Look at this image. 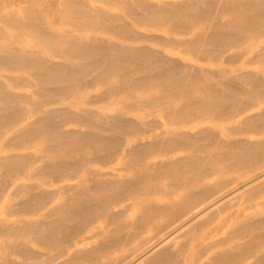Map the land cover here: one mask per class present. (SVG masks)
Returning <instances> with one entry per match:
<instances>
[{"label":"bare ground","instance_id":"1","mask_svg":"<svg viewBox=\"0 0 264 264\" xmlns=\"http://www.w3.org/2000/svg\"><path fill=\"white\" fill-rule=\"evenodd\" d=\"M0 4V264H264V61L229 90L204 68L257 52L264 0ZM116 5L187 42L141 47Z\"/></svg>","mask_w":264,"mask_h":264},{"label":"rangeland","instance_id":"2","mask_svg":"<svg viewBox=\"0 0 264 264\" xmlns=\"http://www.w3.org/2000/svg\"><path fill=\"white\" fill-rule=\"evenodd\" d=\"M24 1H29V0H24ZM176 1H181V0H176ZM14 2H18V0H2V3H5L6 5V10H9L11 8L16 7ZM26 3L21 2L19 6L23 7ZM2 5V4H0ZM92 12H97L96 8H93L91 10ZM112 14H114L118 19V23L121 27L129 28V31L127 35H140L141 39L139 41V44L145 47H149L148 43H150V47L152 50L160 52V54H165L164 48L167 47V45L171 44H177L178 49L181 48L184 45V42H187V37L182 35V34H172V32L168 31L167 29H164L162 27H157L154 25L149 24L151 27L149 28H139L137 27V23L135 20L139 19L138 16L140 14H144L145 12L140 10V9H131L129 10L126 7H123L121 5H116L115 8L110 10ZM45 13L48 16V22L55 24V31H58L59 33L63 32H70L72 29H75L74 27H69L68 25L62 23L60 21L61 19V11L58 8L54 7H46L45 8ZM234 14L237 15L239 14V11H234ZM221 17L220 19L221 22H225L228 18V14L225 12L220 13ZM152 16L156 18V20L160 19L163 16V13L161 12H152ZM110 19V18H109ZM106 25H110L109 20L106 19ZM260 32H264V26L262 25L259 28ZM100 37L101 38H106L108 39V36L110 35L109 31L102 29L99 31ZM162 40V41H161ZM176 43H174V42ZM168 42V43H165ZM160 45V47L158 46ZM157 48V49H156ZM164 49V50H163ZM161 54V56H162ZM171 58L173 61L176 63L181 64L182 66L185 67L187 72L190 74L189 70L193 74V67L196 64V59L197 56L195 54H187L186 56H182L181 54L174 52L171 55ZM264 61V43H262L259 47L258 50L255 54H243V56L240 57V60L237 61H232L231 58L228 55H224L219 57L217 60L213 61V65L211 67H207L204 65L205 71L208 70V75L207 78L210 77H215L217 79L223 78L224 80V88H227L229 90L231 87H239L240 83L238 81V78L243 76L244 73L241 72H246L247 70H250L252 67H258L262 62ZM162 70V68L158 69L157 76L160 75L159 72ZM166 73L169 74L168 77H160L153 82L158 90H163L166 86L170 85L172 86L171 89V96L173 97H182L181 92L183 90H186L185 88L187 86L181 85L182 83V78L177 75V72L175 69H171L169 72L166 71ZM185 74H182L184 76ZM216 79V80H217ZM167 91L163 93H167ZM229 92V91H227ZM217 102H221V100H217ZM260 110L264 109L263 106H259ZM12 137V134L9 133L6 136V140H9ZM41 161L39 160L36 165H40ZM1 172V170H0ZM11 201L13 202L14 199L11 197Z\"/></svg>","mask_w":264,"mask_h":264}]
</instances>
